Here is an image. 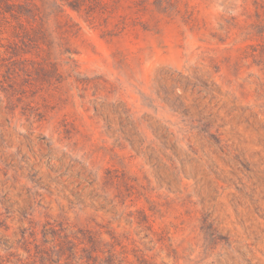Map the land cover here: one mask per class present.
Masks as SVG:
<instances>
[{"label": "rangeland", "instance_id": "1", "mask_svg": "<svg viewBox=\"0 0 264 264\" xmlns=\"http://www.w3.org/2000/svg\"><path fill=\"white\" fill-rule=\"evenodd\" d=\"M0 264H264V0H0Z\"/></svg>", "mask_w": 264, "mask_h": 264}]
</instances>
